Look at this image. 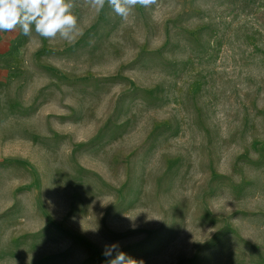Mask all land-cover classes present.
Listing matches in <instances>:
<instances>
[{"label":"rangeland","instance_id":"rangeland-1","mask_svg":"<svg viewBox=\"0 0 264 264\" xmlns=\"http://www.w3.org/2000/svg\"><path fill=\"white\" fill-rule=\"evenodd\" d=\"M75 4L0 32V264H264V0Z\"/></svg>","mask_w":264,"mask_h":264},{"label":"clouds","instance_id":"clouds-1","mask_svg":"<svg viewBox=\"0 0 264 264\" xmlns=\"http://www.w3.org/2000/svg\"><path fill=\"white\" fill-rule=\"evenodd\" d=\"M96 12L107 3L116 15L127 20L133 10L144 9L157 4V0H85ZM75 0H0V32H13L19 29L24 36H31L33 30L44 39L57 37L69 43L81 34L78 17L74 12ZM114 258L106 264H144L143 260L131 258L119 250V244L106 245L103 255Z\"/></svg>","mask_w":264,"mask_h":264}]
</instances>
